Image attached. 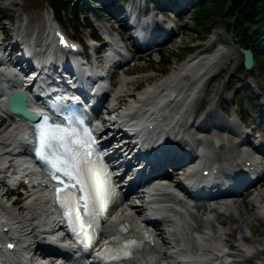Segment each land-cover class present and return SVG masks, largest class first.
Returning a JSON list of instances; mask_svg holds the SVG:
<instances>
[{
	"label": "bare ground",
	"instance_id": "bare-ground-1",
	"mask_svg": "<svg viewBox=\"0 0 264 264\" xmlns=\"http://www.w3.org/2000/svg\"><path fill=\"white\" fill-rule=\"evenodd\" d=\"M140 14L141 12H136L132 20L133 23L137 20L136 23L140 25L141 32L138 39L151 36L154 31L157 32L155 37H158L162 31L159 27L163 25L158 24V28L148 31V28L139 22ZM142 14L145 18L152 19V14L147 12ZM113 17L116 22L122 23L121 30H116L117 34L113 36L118 46L117 50L123 48L121 41L127 49L128 44L125 41L127 39L122 33H125L124 30H129L123 24L125 22L123 18L118 19L116 15ZM154 21L160 23L155 16L152 23ZM99 27L110 35L111 30H114L113 26L108 28L102 24ZM166 27L175 31L172 26ZM12 30L16 34L22 32L20 24L13 25ZM12 35L5 27L0 29V50L3 48L8 56L16 51ZM22 35L26 38V35L23 33ZM171 38L169 37L168 40ZM31 39L38 46L50 45V48L55 46L47 38V34ZM216 39L224 41L222 37H213L204 44L191 46L197 49L196 53L176 70L164 75H160L163 72L159 68L157 69L159 74L148 73L140 77H130L128 74L137 68L134 65L126 67L123 70L124 76L119 77L115 84L114 76H117L120 67L113 73V80L110 82L113 87L108 89L110 93L107 91L102 94L104 97L99 108L102 112L109 113L106 116L112 118L116 115L117 119L121 120L141 117L143 119L139 120L140 126L147 127L146 138L135 143L121 141L120 145L114 148L117 157L122 158L126 155L128 167L130 166L129 175L133 176L132 181L139 182L142 178H146L144 181L142 179L143 183L128 187L123 193L122 205L113 211L103 226V232L108 234L106 240L112 239L111 232L118 227L126 231L124 236L142 239L141 246L130 257L124 259L123 263L118 264L137 262L138 264H169V259L175 257L174 251L170 249L174 244L179 245V251L187 256L181 264H226L225 259L230 264H244L264 253V242L258 245L255 243L257 227H251L250 232L241 228L239 234L235 235L238 223L245 222L249 225L252 223L251 217L260 223L261 232H264V191L256 188L253 196L243 198L241 203L237 202L236 193L245 189L242 183L245 175L240 172L248 169L250 178L259 173L264 174L260 167L261 161L252 156L245 147L249 143L246 132L240 130L238 135L230 127L208 125L207 122L213 118L221 119L213 113L211 107L203 112L199 122L196 123L194 118V114L198 113L207 98L209 90L207 81L210 73L224 61L227 63L230 60V55L215 47ZM108 54L110 51L97 58L102 71L121 57L120 54L119 58L110 59ZM54 56L56 53H47L43 60L51 61ZM134 58L140 56L133 54L127 63ZM1 81L0 115L9 117V122L0 131V259L5 264H42L40 261L44 258L43 255L53 249L49 243L56 245L58 238L52 233L54 231L52 227L59 225L60 219L51 205L47 178L39 173L27 158L28 143L31 138L30 127L18 115H10L6 107V94L16 86L7 88L6 83ZM143 81L147 82V85L131 95L132 89ZM170 91L174 92L171 99L167 96ZM217 92L218 88L215 94ZM26 105L35 111L30 99L27 100ZM111 113L114 114L110 115ZM106 116L103 114L100 116L102 127L106 130L109 126L108 131H110L105 143L109 142L108 145H113L123 133L120 128L112 130L111 127L117 119L114 117L109 120ZM172 117L174 124L169 127V132L162 130V126ZM213 136L220 139V145L212 146ZM18 139H22V143H19ZM144 140L146 142L149 140L148 144L143 143ZM172 146L182 149L178 151L170 148ZM260 147L258 144L257 150ZM193 149L195 156L183 160L181 167L183 169L181 173L189 174L187 180L189 186L204 192L220 189L224 195L229 192L235 196L215 197L211 200L194 198L189 191L181 188L179 181H175L173 174H169L168 170L175 165L177 162L175 160L187 156ZM20 150L23 152H19ZM160 150L164 152L159 154ZM136 157L146 161V165L139 166ZM10 169L11 175L4 173L9 172ZM205 170L207 173L204 174ZM230 170L235 173L229 174ZM154 172L158 174L153 176ZM149 176L150 178H147ZM20 178H23L20 184L26 188L21 203L19 199L13 201L9 199L10 191L7 187L18 184ZM200 178L218 179H214L215 181L210 185L203 186L199 181ZM145 187L148 188L146 190L148 199L142 190ZM249 193L245 191V195ZM17 204V209H14ZM241 206L244 208L245 217L240 211ZM146 209L151 210V219L142 220L141 214ZM211 212H214L213 217L209 216ZM215 221L223 224L224 228L219 227ZM195 234L198 236L196 237ZM46 238L48 241L45 240ZM9 244L13 246L11 249L6 246ZM37 253H39L38 257H36ZM236 255L241 256L243 261H239L238 258L233 259Z\"/></svg>",
	"mask_w": 264,
	"mask_h": 264
},
{
	"label": "rangeland",
	"instance_id": "rangeland-1",
	"mask_svg": "<svg viewBox=\"0 0 264 264\" xmlns=\"http://www.w3.org/2000/svg\"><path fill=\"white\" fill-rule=\"evenodd\" d=\"M89 1L93 0H75V3L79 5V16L81 20L76 22L72 16L68 13L62 12V25H58L52 17L51 8L44 0H0V29L5 27L10 34H14L12 27L15 24H20L21 30L26 35L27 40L39 35L45 36L48 26L50 23L55 22V26L61 27L70 37L79 40L81 43H91L88 39V34L97 31L102 33L99 26L105 25L110 28L113 26L114 30H111L113 35L117 34L116 30H121L120 22H114L115 18H111L105 10V5L96 0V8L89 5ZM109 10L114 11V14L120 19L123 16V12L116 14L115 11L125 9L127 5L120 6L117 0H109ZM135 11L142 13H151L154 15L156 10L163 4L168 5L170 11H168L169 17L164 18L159 14H156L157 18L161 19V23H170L174 26L175 31L172 34V38L160 44H157L151 48L139 50L132 54L139 55V59H132L128 61L125 66H122L117 73L114 83L118 82V78L124 76L123 70L126 67H133L136 65L132 72L128 75L130 77H140L142 75L153 73L159 74L157 69L167 64V70L165 74L176 70L184 61L190 58L196 53L197 49L190 53H183V47L187 45L195 46L198 44H204L213 37H222L224 41L216 39L215 47L223 50L224 53L230 55V60L226 63L218 66L214 69L208 78L207 84L209 85L208 95L203 104L201 105L198 113L194 114L195 122H199L203 112L211 107L213 113H216L221 119H215L218 122L224 124L226 127L234 128V124L238 125L241 122H246L247 127L245 128L246 137L250 139V144L245 147L250 151L252 156L261 161V169L264 171V68L254 64L252 67L246 69L243 68L241 73H236V70L240 68V61L242 54L239 50V45L234 38L225 29V21L215 20L212 21L211 31L205 36L198 37L193 34L192 23H191V7L186 5L183 9L177 11L174 7L172 0H126ZM202 1V0H200ZM176 5V4H175ZM177 7V6H176ZM5 12L10 13L7 15ZM99 13L101 15H99ZM157 13V12H156ZM143 15V14H142ZM49 19V20H48ZM122 22V21H121ZM90 23L93 26V30L87 27ZM106 29V28H105ZM123 31V30H122ZM122 36L127 39L129 32L124 30ZM128 40V39H127ZM130 42V41H129ZM128 42V43H129ZM97 44V43H96ZM181 60L178 59L177 55L182 54ZM226 63V64H224ZM162 75V74H160ZM147 82H140L135 88L132 89L131 95L136 93L138 89L143 88ZM233 86V87H232ZM242 86V90L239 89ZM218 88V92L215 94V90ZM231 88V89H230ZM232 91H237L240 106L236 107L232 100ZM108 93H110L108 91ZM130 95V96H131ZM251 95L257 98L255 103H252ZM128 98H130L128 96ZM212 103V105H211ZM195 113V112H194ZM234 119V122H233ZM212 120V119H211ZM209 120L208 122H210ZM9 117L0 116V124H7ZM255 128L256 130H253ZM2 128L0 127V131ZM262 141V142H261ZM260 144V149H254V145ZM175 178V177H173ZM258 184H260L258 186ZM258 190L264 191V175L259 179L253 187L246 190L250 193L245 195V192L237 196V202L241 203L243 198H249L253 196L254 192ZM24 195L17 197L12 195L9 197L10 200L19 199L22 202ZM18 204L14 206L17 209ZM243 206L240 207L241 213H243ZM209 216H214V212L209 213ZM245 217V215H244ZM251 222L246 225L245 222L238 223V228L235 229V235L239 234L241 228L247 232H250V228L257 227V233L255 234V243L258 245L264 242V232H261L262 226L259 222L255 221L251 217ZM215 223L219 227H223V224ZM41 238V237H40ZM45 263L49 261L48 258L43 259ZM264 263V253H261L258 257L253 258L250 261H246L244 264H261Z\"/></svg>",
	"mask_w": 264,
	"mask_h": 264
},
{
	"label": "trees",
	"instance_id": "trees-1",
	"mask_svg": "<svg viewBox=\"0 0 264 264\" xmlns=\"http://www.w3.org/2000/svg\"><path fill=\"white\" fill-rule=\"evenodd\" d=\"M44 1L60 23H62V12L68 13L76 22L81 20L80 8L75 0ZM191 11L192 31L195 36L202 38L211 31L212 21L223 20L226 31L237 44L249 48L255 64L264 68V0H202L193 4ZM89 28L92 29V26L90 25ZM95 35L98 34L95 33ZM190 49V47L184 48L183 53ZM183 53L178 54L177 57L181 59ZM243 68L241 61L236 73H241ZM162 70H167V64L162 67ZM240 89H243L242 86ZM231 100L236 107H239L237 91H232ZM251 100L255 102L256 98L251 95Z\"/></svg>",
	"mask_w": 264,
	"mask_h": 264
},
{
	"label": "water",
	"instance_id": "water-1",
	"mask_svg": "<svg viewBox=\"0 0 264 264\" xmlns=\"http://www.w3.org/2000/svg\"><path fill=\"white\" fill-rule=\"evenodd\" d=\"M243 53V62L246 68L253 64V57L250 49L241 47ZM26 93L23 90H13L7 97L8 108L11 112L22 115L24 118L33 121L38 119V115L32 114L26 107ZM214 146L220 145V140L213 138Z\"/></svg>",
	"mask_w": 264,
	"mask_h": 264
},
{
	"label": "snow or ice",
	"instance_id": "snow-or-ice-1",
	"mask_svg": "<svg viewBox=\"0 0 264 264\" xmlns=\"http://www.w3.org/2000/svg\"><path fill=\"white\" fill-rule=\"evenodd\" d=\"M37 153H39L40 149L39 147H37L36 149ZM63 170V169H62ZM69 176H72L73 179L76 178V176H79L80 173L76 172L75 174L69 172L68 173ZM92 181H93V187L95 189V193L96 195H98L101 200L103 201L105 195H106V181H107V176L106 173L104 175L101 174V170L98 168H93L90 172ZM56 179H59L60 177H55ZM61 190L57 189V192L59 193ZM103 207H106V203L102 204ZM85 210H86V206H85ZM87 235V234H85ZM88 239V243L91 244L92 242V238L90 236L87 237Z\"/></svg>",
	"mask_w": 264,
	"mask_h": 264
}]
</instances>
